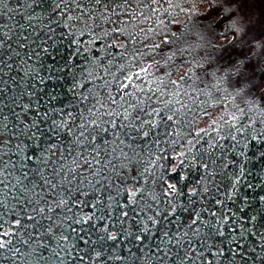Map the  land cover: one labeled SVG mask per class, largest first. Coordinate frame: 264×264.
I'll use <instances>...</instances> for the list:
<instances>
[{
	"label": "trees",
	"instance_id": "1",
	"mask_svg": "<svg viewBox=\"0 0 264 264\" xmlns=\"http://www.w3.org/2000/svg\"><path fill=\"white\" fill-rule=\"evenodd\" d=\"M225 4L0 0V264H264V40Z\"/></svg>",
	"mask_w": 264,
	"mask_h": 264
},
{
	"label": "rangeland",
	"instance_id": "2",
	"mask_svg": "<svg viewBox=\"0 0 264 264\" xmlns=\"http://www.w3.org/2000/svg\"><path fill=\"white\" fill-rule=\"evenodd\" d=\"M225 3L230 12L234 10L233 20L248 21L249 26L244 31L246 39L264 40V0H225ZM262 68L260 77L264 79V63Z\"/></svg>",
	"mask_w": 264,
	"mask_h": 264
},
{
	"label": "snow or ice",
	"instance_id": "3",
	"mask_svg": "<svg viewBox=\"0 0 264 264\" xmlns=\"http://www.w3.org/2000/svg\"><path fill=\"white\" fill-rule=\"evenodd\" d=\"M162 43H164V44H168L169 43V41H168V39H167V37L165 36L164 38H162ZM162 59H170L171 57H165V56H163L162 55V57H161Z\"/></svg>",
	"mask_w": 264,
	"mask_h": 264
}]
</instances>
